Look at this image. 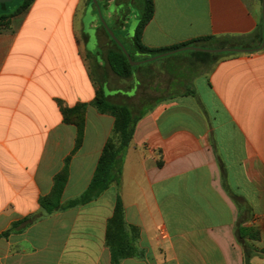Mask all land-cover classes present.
Listing matches in <instances>:
<instances>
[{
    "label": "crops",
    "instance_id": "0c3cea01",
    "mask_svg": "<svg viewBox=\"0 0 264 264\" xmlns=\"http://www.w3.org/2000/svg\"><path fill=\"white\" fill-rule=\"evenodd\" d=\"M107 1L117 3L108 19L126 34L130 18L119 7L137 0ZM154 1L142 34L151 49L202 37L258 43L261 0ZM90 3L34 0L0 19V264H112L106 232L119 193L137 249L121 264H264V49L216 63L180 54L123 79L109 66L112 39ZM189 62L196 95L172 94ZM100 87L111 102L147 112L122 157L121 185L47 213L40 200L67 160L64 206L87 191L112 135L114 117L92 105ZM81 103L85 135L75 151L77 128L63 110ZM239 227L255 236L239 240Z\"/></svg>",
    "mask_w": 264,
    "mask_h": 264
},
{
    "label": "trees",
    "instance_id": "16d2710c",
    "mask_svg": "<svg viewBox=\"0 0 264 264\" xmlns=\"http://www.w3.org/2000/svg\"><path fill=\"white\" fill-rule=\"evenodd\" d=\"M34 0H23L20 7L15 10H7L4 14H0V19L3 17L14 15L15 13L28 8ZM262 2V0H261ZM140 8L141 15L139 24L135 30L133 36V46L135 50L144 56V59L140 61L142 64H152L160 60H167L176 58L177 53L185 52L179 51L177 53H171L177 50H182L186 47H197L202 49H219V48H233V49H245L250 52H258L263 50L262 47L264 39V25L263 20L260 26L255 32L254 37L257 38L258 43L255 46L247 47L241 43L239 39L226 38L217 39L213 37H202L192 40L185 44L176 45L170 48L162 49H151L145 46L142 42V34L145 27L153 19L155 13V1L154 0H141ZM6 4H0V7L6 8ZM114 49L108 53V63L111 70L119 77L123 79H129L133 75V71L136 67L131 66L126 54L119 48L116 43L112 40ZM129 53V52H128ZM132 57V54L129 53ZM190 54L203 58V63L214 62L216 63L219 58L226 55L236 54L234 52L226 53H211L204 51L191 50ZM156 57L155 60L151 61V58ZM134 62L135 59L132 57ZM138 65V66H139ZM188 70L186 75H182L183 80L178 83V87H172L174 91L171 93L175 95L182 94L196 95V90L193 87V75L191 68L195 67L192 62L184 65ZM92 105L102 114H108L114 117L115 123L112 135L108 139L100 159L97 164L93 179L90 183L87 191L78 199L71 201L67 206L61 204L64 188L68 181V162H66L63 171L58 174L55 178V185L53 192L48 197H44L40 200V205L47 213H53L55 211L65 209L68 207H76L91 201L98 197L102 192L106 191L109 187L116 184L120 187L122 179V157L124 152L129 148L137 123L147 113L146 111L137 112L134 108L126 103H114L105 95L102 87L97 90V95ZM86 114L87 104L81 103L73 108L63 110V119L67 124L75 125L77 128L76 148L75 151L79 150L83 144L85 135L86 125ZM24 222L16 223L13 225V231ZM136 229L133 228V231ZM10 233L7 232L6 235ZM252 230H248L242 227L237 228V238L241 240L244 236L254 237L251 235ZM257 236V235H256ZM136 235H132L127 228L125 220V208L123 205L120 193L117 196V202L115 206L114 215L109 220L106 232V244L111 251L112 264H121V261L134 257L137 254L135 246Z\"/></svg>",
    "mask_w": 264,
    "mask_h": 264
},
{
    "label": "rangeland",
    "instance_id": "374dc122",
    "mask_svg": "<svg viewBox=\"0 0 264 264\" xmlns=\"http://www.w3.org/2000/svg\"><path fill=\"white\" fill-rule=\"evenodd\" d=\"M137 2L140 3L141 0H137ZM137 2H136V4L132 5L131 7L129 6L131 9H127L125 7L123 8V6H125V4L123 6H121V7H119L120 13L121 14H128V17L130 18V25L128 26L127 33L123 34V35H121L116 29H114V26L112 25L111 21L108 19V16H107V10L110 9L111 7L114 10L115 9V5L117 4L116 2L113 3L112 6H110V8H108V6H107L108 1L107 0H91L90 6L91 7H95V6L97 7L96 13L98 14L97 16L99 18L100 24L103 25L102 24V19H101V17H102L106 21V23L109 25V27L110 28L112 27L111 29L114 32L115 36L119 38V40L123 43V45L127 49V51L132 54V57L135 59V61L140 62L141 59L144 56L134 52L133 51V44L130 43V41L128 40L130 37H131V39H133V36H134L133 31H134V28H135L134 18L138 17V13H140V7H139ZM22 3H23V0H14L11 3H7L8 5H7L6 8L0 7V14H4L5 12H7V10L8 11L9 10H15L18 7H20L22 5ZM125 3H126V0H125ZM113 10H111V11H113ZM129 10H130V12H129ZM90 15L91 14L89 12L87 17L85 18V24H86L87 33L92 34V31L90 30V27H89L90 26V22L92 21L90 19V17H91ZM90 44L91 45L95 44V42L92 40V42ZM187 53H190V51L180 52V53H177V54H187ZM137 66H134V67L137 68ZM203 75L206 76L207 72L205 71V73ZM200 76L201 75L197 74V77H200Z\"/></svg>",
    "mask_w": 264,
    "mask_h": 264
},
{
    "label": "water",
    "instance_id": "95a60500",
    "mask_svg": "<svg viewBox=\"0 0 264 264\" xmlns=\"http://www.w3.org/2000/svg\"><path fill=\"white\" fill-rule=\"evenodd\" d=\"M14 0H0V4H6V3H11ZM262 13H263V25H264V0H262ZM102 19V24L103 27L105 28L106 32L108 33V35L110 36V38L116 43V45L121 48V50L126 54V56L128 57V60L131 64V66H137L139 65L141 62H134L132 60L131 55L128 53L127 49L124 47L123 43L119 40L118 37L115 36L114 32L112 31V29L109 27V25L106 23V21L101 17ZM264 48V39H263V44L262 47ZM204 51V52H211V53H226V52H234V53H245V52H250V50H245V49H233V48H219V49H202V48H197V47H186L183 48L182 50H177L171 53H177L179 51ZM156 57L151 58L150 60L153 61L155 60Z\"/></svg>",
    "mask_w": 264,
    "mask_h": 264
}]
</instances>
